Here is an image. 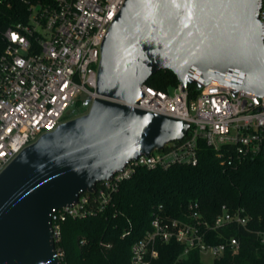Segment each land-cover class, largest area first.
<instances>
[{"label":"water","instance_id":"95a60500","mask_svg":"<svg viewBox=\"0 0 264 264\" xmlns=\"http://www.w3.org/2000/svg\"><path fill=\"white\" fill-rule=\"evenodd\" d=\"M261 0H126L101 47L89 112L23 150L0 174V264H61L53 210L110 181L127 163L182 141L186 121L133 108L170 71L184 91L198 77L264 98ZM201 90L203 85L197 84Z\"/></svg>","mask_w":264,"mask_h":264},{"label":"built area","instance_id":"2783aa9c","mask_svg":"<svg viewBox=\"0 0 264 264\" xmlns=\"http://www.w3.org/2000/svg\"><path fill=\"white\" fill-rule=\"evenodd\" d=\"M24 2L29 6L28 22L0 31L4 44L0 50V174L27 147L76 118L78 114L70 108L88 101L92 104L99 98L101 47L126 0ZM257 17L264 37V0ZM193 79L198 90L194 97L189 85L185 91L180 83L163 91L146 83L137 103L117 102L186 121L190 130L184 140L127 163L112 180L99 183L93 193H82L72 206L53 210L51 231L61 264H66L61 246L64 224L106 212L122 183L138 170L197 166L201 143L217 154L222 165L264 159V98L221 83L204 85L195 76ZM197 84L203 88L199 90ZM245 214L244 209L230 212L223 207L211 225L202 219L197 203L190 204L185 219L164 214L160 206L153 213L151 229L132 245L131 264H152L160 257L158 245L171 242L183 247L182 258L193 250L208 252L215 259L228 249L237 253V239L214 246L205 237L227 224L247 226ZM260 237L264 244V232Z\"/></svg>","mask_w":264,"mask_h":264},{"label":"trees","instance_id":"16d2710c","mask_svg":"<svg viewBox=\"0 0 264 264\" xmlns=\"http://www.w3.org/2000/svg\"><path fill=\"white\" fill-rule=\"evenodd\" d=\"M24 1L0 2L1 32L28 22L30 11ZM3 47L0 41V50ZM147 84L166 91L179 82L172 72L161 71ZM188 90L192 97L198 92L195 84H189ZM221 162L212 149L201 143L197 166L138 170L122 183L106 212L64 224L61 246L66 264H131V247L151 229L153 213L161 206L164 214L185 219L191 203L198 204L202 219L211 225L223 207L230 212L244 209L249 219L245 227L227 224L207 233L206 242L214 246L231 239L240 243L239 252L228 249L215 264H264L260 237L264 232V159L244 160L237 166ZM158 250L160 257L152 264H203L198 250L182 258L183 247L177 242L159 244Z\"/></svg>","mask_w":264,"mask_h":264},{"label":"rangeland","instance_id":"374dc122","mask_svg":"<svg viewBox=\"0 0 264 264\" xmlns=\"http://www.w3.org/2000/svg\"><path fill=\"white\" fill-rule=\"evenodd\" d=\"M85 109H87V107L84 106V103H80L77 107L70 108L69 111H74L78 114L79 112L84 111ZM201 261L203 264H215L216 259L210 253L203 252L201 253Z\"/></svg>","mask_w":264,"mask_h":264},{"label":"flooded vegetation","instance_id":"af4514ba","mask_svg":"<svg viewBox=\"0 0 264 264\" xmlns=\"http://www.w3.org/2000/svg\"><path fill=\"white\" fill-rule=\"evenodd\" d=\"M84 106H86V105L84 104ZM86 107H87V109H85L84 111L79 112L76 118L84 116L85 114H87L89 112V107L88 106H86ZM76 118H73V119H76ZM73 119H70V120H73ZM70 120H68V121H70Z\"/></svg>","mask_w":264,"mask_h":264}]
</instances>
